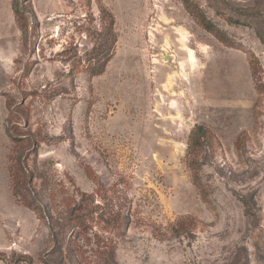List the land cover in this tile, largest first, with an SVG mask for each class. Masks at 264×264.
<instances>
[{
  "label": "rangeland",
  "instance_id": "1",
  "mask_svg": "<svg viewBox=\"0 0 264 264\" xmlns=\"http://www.w3.org/2000/svg\"><path fill=\"white\" fill-rule=\"evenodd\" d=\"M185 1L0 0V264H264V0Z\"/></svg>",
  "mask_w": 264,
  "mask_h": 264
},
{
  "label": "trees",
  "instance_id": "2",
  "mask_svg": "<svg viewBox=\"0 0 264 264\" xmlns=\"http://www.w3.org/2000/svg\"><path fill=\"white\" fill-rule=\"evenodd\" d=\"M24 1H28V0H24ZM185 2H186L185 5L188 6L189 10L192 8L190 12L195 16L196 14L192 10L194 7L196 8V6H198V3L194 0H186ZM224 6H225L224 9L216 10V13L218 15H222L223 18L228 23L234 24V25L243 24V25L251 26L252 23L254 24L257 23L256 17L257 16L259 17L262 12V11L255 12L253 10H247V11L241 12V10L234 9L227 1H224ZM12 10H13L15 17L21 18V20L23 21L22 32L27 34L28 29L31 27L29 26V16L34 17V12L32 11V8L30 6H22L21 8L20 0H12ZM200 24L203 25V27H205L207 30H210L212 28V24L207 18L200 17ZM31 28H30V31H31ZM257 36L260 39L261 43L264 45V34L257 31ZM250 64L253 65L252 60H250ZM215 143H216L215 136L212 133V131L208 129L207 127L201 124H196L190 130L189 135H188V141H187L186 161L191 170L196 172L202 168L204 162L203 160H201V155L204 154L207 150L214 151ZM16 160H17L18 168L19 167L21 168L22 170L21 174L25 177V179L26 177L27 178L31 177L32 174L27 176L24 173V169L22 168L24 159L23 157H21V154L17 155ZM85 170H86V173L90 177H92L90 175L88 168H85ZM241 200L247 208V206L249 205L247 198L242 197ZM78 207H79V204L76 207H74L73 211L71 212L69 216V220H68L70 222L69 226L76 227L75 221L78 216V212H77ZM183 224L185 225V222L181 223V225Z\"/></svg>",
  "mask_w": 264,
  "mask_h": 264
}]
</instances>
